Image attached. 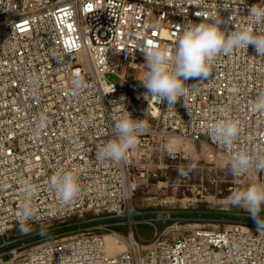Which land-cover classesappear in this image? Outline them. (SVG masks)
<instances>
[{"label":"built area","instance_id":"2783aa9c","mask_svg":"<svg viewBox=\"0 0 264 264\" xmlns=\"http://www.w3.org/2000/svg\"><path fill=\"white\" fill-rule=\"evenodd\" d=\"M261 0H0V238L17 229L21 184L35 186L38 215L31 225L86 213L125 219L112 233L127 248L109 255L104 237L92 232L40 246L24 257L15 252L0 264H264V230L230 224L222 231L185 229L180 223L141 243L127 209L135 184L133 165L154 167L152 156L170 154L168 143L191 141L216 153L230 170L238 152L264 155V112L253 104L264 93V56L253 46L220 53L207 80L186 81L185 94L169 107L148 97L140 80L147 71L140 48L174 51L193 24L224 22L247 27L248 9ZM264 35V26H253ZM53 53L62 57L58 62ZM79 74L85 87L77 90ZM124 98L121 101V98ZM146 125L139 143L122 161L97 159L99 147L115 139L126 112ZM48 123L37 131L41 115ZM231 120L239 135L230 149L208 129ZM165 158V157H163ZM61 170L78 177L80 193L62 204L49 180ZM264 172L249 169L235 178ZM201 189V190H198ZM233 190L230 186L229 191ZM196 195L201 186L194 188ZM264 219V209H262Z\"/></svg>","mask_w":264,"mask_h":264},{"label":"rangeland","instance_id":"374dc122","mask_svg":"<svg viewBox=\"0 0 264 264\" xmlns=\"http://www.w3.org/2000/svg\"><path fill=\"white\" fill-rule=\"evenodd\" d=\"M168 146L171 153H162L161 162L157 160L158 153L152 156L153 168L142 170L143 166L133 165L131 169V179L136 187L127 212L135 222V232L141 243L152 240L154 229L163 232L175 222L185 229L200 227L216 231L233 223L247 229L256 225L247 212L232 206L227 199L235 191L257 185L254 176L235 178L220 156L200 144L173 139ZM192 164L196 165L194 171L190 170ZM180 169L187 175H179ZM197 186L202 188L198 195L193 191ZM125 221L105 214L86 213L31 225V231L26 235L17 228L0 238V255L7 260L9 253L15 252L16 257L22 258L40 246L85 232L103 237L112 233L126 237L127 229L117 226ZM118 243L127 248L125 241Z\"/></svg>","mask_w":264,"mask_h":264},{"label":"clouds","instance_id":"9594fccd","mask_svg":"<svg viewBox=\"0 0 264 264\" xmlns=\"http://www.w3.org/2000/svg\"><path fill=\"white\" fill-rule=\"evenodd\" d=\"M247 27H237L234 30L222 27L224 22L198 23L186 28L179 37L178 46L174 51L160 49L155 46L140 48L146 61L147 69L140 80L146 89L144 98L152 97L167 102L174 107L176 102L184 96L186 81L196 79L207 80L210 76V66L213 59L220 53H230L236 49L253 46L259 56H264V35L256 34L253 26H264V0L259 5H252L248 9ZM58 62L62 57L53 53ZM73 86L79 90L86 85L79 78L73 80ZM123 97L121 101H123ZM254 112H264V93H261L253 104ZM48 118L41 115L37 121L36 130L46 127ZM115 139L107 141L97 150L99 161H122L127 152L138 145L139 137L146 131V125L140 119H134L126 111L115 123ZM208 135L219 146L230 149L239 135L237 124L231 120H220L208 129ZM192 164L190 170H195ZM255 169L264 172V155H249L238 152L231 159L230 171L233 175ZM179 175L187 173L179 170ZM51 189L59 197L62 204H68L80 193L78 177L72 171L61 170L50 177ZM23 202L19 211L18 230L22 235L31 231L30 222L38 215L32 199L35 186L29 182L21 184ZM232 206L242 208L256 222L258 230H264V219L261 211L264 209V184L250 185L242 191L233 192L228 198ZM44 233L42 232L41 235Z\"/></svg>","mask_w":264,"mask_h":264},{"label":"bare ground","instance_id":"6f19581e","mask_svg":"<svg viewBox=\"0 0 264 264\" xmlns=\"http://www.w3.org/2000/svg\"><path fill=\"white\" fill-rule=\"evenodd\" d=\"M254 181L255 180L252 179V182ZM104 240H105V245H106V252L109 255H115V254L121 253L125 249V247L121 243L116 242L115 239H113L110 236H105Z\"/></svg>","mask_w":264,"mask_h":264}]
</instances>
